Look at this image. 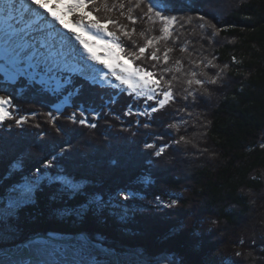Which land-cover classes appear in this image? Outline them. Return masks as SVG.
I'll use <instances>...</instances> for the list:
<instances>
[{
	"label": "trees",
	"instance_id": "1",
	"mask_svg": "<svg viewBox=\"0 0 264 264\" xmlns=\"http://www.w3.org/2000/svg\"><path fill=\"white\" fill-rule=\"evenodd\" d=\"M172 6L177 12L184 10L194 16L203 12L207 19L223 26L219 34L221 43L217 47L209 45L207 39L200 40L199 30L192 35L185 34L178 42L191 41L190 48L194 45L196 51L209 58L213 53L218 65H230L231 70L227 72L222 86H209L212 91L210 99L213 101L211 108L208 110L204 97H200L197 104H188V110L193 112L192 117L180 115L190 122L186 126L187 132L184 134L182 127L180 134L188 135L197 144L193 149L196 154L192 152V157L205 155L201 150L207 141L223 156L217 161H208L209 166L203 161L187 173L176 171L174 175L177 166H180L178 162L171 164L163 161L169 155L167 151H177V154H173L177 159L185 158L184 154H188V151L179 147L172 149L170 146L164 155L157 158L144 150L143 145L139 146L141 140L138 138L132 142L123 137L118 142L116 136L120 134H112L117 143L101 148L96 140L98 137L87 135L85 130L72 131L66 127L64 131L71 134L70 143L77 139L70 149L74 144L84 147V142L90 145V149L79 152L69 150L58 158L54 169L40 168V171L47 172L49 176L72 179L81 184L84 194L74 198L61 197L58 193L61 187L59 182L45 178L42 190L35 193L34 203L21 208L18 218L12 221L20 232V241L46 233L87 232L93 235L91 229L97 228L99 232L109 231L110 236L113 233L116 236L126 234L127 238L136 240L135 237L139 236L137 243L147 248L149 254H157L168 249L167 245L172 246L176 253L184 255L188 264H207L211 259L222 264L225 260H231L234 264H244V261L264 264V222L258 225L251 221L258 201L264 199V149L259 147L260 143H264V0H172ZM198 23L194 21V24ZM143 27L141 21L136 26L137 31ZM207 33L210 35L211 29ZM141 41L137 38L138 44H142ZM123 42L129 45L127 40ZM174 56L179 57L181 53L176 51ZM233 56L240 61L239 64L231 63ZM209 71L214 72L215 69ZM1 79L0 76V94L7 93L14 97L13 101L18 107L26 111H41L39 113L52 110L51 105L55 104L53 97L46 95L37 99L24 88L21 91L24 92L18 94L16 89L11 88L13 86L1 83ZM119 99L126 101L127 106L133 102L132 97L125 95L119 96ZM167 112L164 111L163 118L147 119L150 124L147 129L137 125L136 121L127 125L137 126V130H147L152 136L148 143L171 145L172 138L166 139L168 134L162 130L182 117L178 119ZM115 117L112 119L118 122ZM46 120V116L37 115L35 120H30L28 127H16L12 121L5 123L4 128L13 126L16 130L12 128L10 132L5 131L3 126L0 129L2 137L6 138L5 141L0 140V197L5 198L4 204L10 193L3 191V184L15 183L17 171H35L40 161L46 162L60 152L67 135L59 136L63 141H53L56 132ZM35 123H40L41 127H33ZM203 124L207 125L206 129L201 127ZM27 130L34 133L25 136L23 132ZM39 130L42 132L37 133ZM101 131L103 128L97 127L90 132L101 137ZM170 131L174 130H169L171 134ZM204 131L207 132L206 136H193ZM37 136H42V140H38ZM157 136L163 139L157 140ZM30 150L38 153L34 154ZM22 182L20 180L18 183ZM122 191L130 194L128 201L120 198L119 193ZM250 193H254L255 197H249ZM157 196L163 203H157ZM94 197L102 199L104 206L97 209L93 205L95 210L86 212L83 217L72 213V209H78L81 205L87 208ZM173 198L179 199L177 206H163ZM161 218L171 220L160 228L154 225V220ZM212 221L225 227L237 226L236 232L240 230L239 234L229 238L221 230H212L213 234L196 238L199 236L198 229ZM170 223L175 224L169 226ZM112 224L114 230L110 229ZM212 235L221 238L214 239ZM142 238H146L147 242ZM136 240L131 241L134 243ZM221 247H225L227 255L217 252ZM234 247L235 250H245L246 258L243 251H239L243 253L242 257L232 254ZM193 249L198 252H191Z\"/></svg>",
	"mask_w": 264,
	"mask_h": 264
},
{
	"label": "snow or ice",
	"instance_id": "2",
	"mask_svg": "<svg viewBox=\"0 0 264 264\" xmlns=\"http://www.w3.org/2000/svg\"><path fill=\"white\" fill-rule=\"evenodd\" d=\"M66 18H74L73 27L65 23ZM141 21L144 27L137 31L136 26ZM194 21L200 23L194 24ZM208 29H211L210 35ZM197 30L201 33L200 40L207 39L209 45L223 31L203 14L194 16L184 10L177 12L172 0H0V75L6 81L18 82L23 79L53 96L66 94L67 98L79 94L80 89L74 83L77 78L93 85H106L126 93L135 101H143L144 107L136 111L129 104L123 113L125 116L151 119L155 113L182 100L184 106L177 107L175 111L192 117L193 112L188 110L189 102L195 105L200 97H210L212 91L209 86H222L227 72L231 70L227 63L222 66L216 64L217 57L203 55L195 50L194 45L190 48L191 41L185 40L178 44L182 36L195 34ZM85 35L93 42H103V59L92 50L94 43L90 45ZM137 38L143 43L138 44ZM124 40L129 42V46H125ZM176 51L181 56H174ZM125 60L127 63L123 62ZM231 63L239 64L240 61L233 56ZM210 69L215 71L210 72ZM177 85H181L180 90H177ZM13 100L14 97L7 93L0 94V125L10 120L16 127L22 128L29 124L30 119L35 120L37 115H44L47 117L46 122L58 134L62 131L56 124L63 115L60 107L55 109V113L34 112L30 117L28 114H18L19 107ZM66 119L71 124L96 129L98 125L94 121L100 119V113L78 107ZM115 119L119 120L120 117L116 116ZM135 123L139 125L140 121ZM189 123V120L181 118L169 123L168 128L179 134L182 127L187 132ZM32 126L41 127L40 123ZM143 127L147 129L150 124L144 123ZM201 127L206 129L207 125ZM195 135L206 136L207 132ZM156 139L162 140L163 137L157 136ZM171 144L197 147L194 139L184 134L174 137ZM170 146L154 142L144 144V148L153 150L151 155L157 158L164 155ZM259 147L264 149V143H260ZM69 150L70 146H61L60 152L47 159L42 167L54 169L58 158ZM201 151L207 152L208 149ZM45 178L59 182L61 187L58 193L61 197L74 198L84 194L81 184L72 179L49 176L47 172L42 173L40 168H36L31 175L23 177L22 183L14 184L8 190L10 194L6 197V205L3 203L5 198L0 197V229L6 226L11 232L15 231L12 221L18 218L21 208L34 203L35 193L42 190ZM119 196L124 201L130 199V194L123 191ZM156 201L158 204L163 203L159 196ZM178 203L179 199L173 198L163 206L171 208ZM93 205L98 209L104 206V201L94 197L87 208L81 205L78 209H72V213L83 217L86 212L95 210ZM56 239L49 234L46 240L27 241L24 247L33 258L21 264H119L115 259V250L104 246L103 236L93 238L82 233L74 238L76 242L72 244H58ZM240 243L243 244V240ZM98 255H103L105 259H97ZM134 255V264H184L183 258L175 253L160 258L146 255L143 251ZM235 255L241 257L243 253L237 251ZM223 264L234 262L225 260Z\"/></svg>",
	"mask_w": 264,
	"mask_h": 264
},
{
	"label": "rangeland",
	"instance_id": "3",
	"mask_svg": "<svg viewBox=\"0 0 264 264\" xmlns=\"http://www.w3.org/2000/svg\"><path fill=\"white\" fill-rule=\"evenodd\" d=\"M234 1V0H233ZM238 0H236V2H237ZM49 6H51V5H49ZM210 10L212 11L213 9H211L210 8ZM198 14H204L203 12H198ZM68 25H69V27H73L74 25L73 24H71V22H68L67 23ZM216 25H217V28H222L223 29V26H218V24L220 25V23H215ZM219 34H221V33H219ZM85 39H88L89 40V43H90V45H92L93 43H94V45L96 44V43H98V44H100V45H103V42L102 41H95V42H93L92 41V39L90 38V37H88L87 35H85ZM128 42V41H127ZM142 42V41H141ZM221 43V40H220V36L218 35V36H216L215 37V39H214V42L212 43V46L213 47H217L219 44ZM127 46H129V45H126V47ZM93 50V49H92ZM94 51V50H93ZM100 55L102 56V58H104L105 57V48L103 49V51L100 53ZM212 56H213V53H212ZM124 63H127V61L125 60V61H123ZM137 63H140V62H137ZM142 66H147V65H142ZM178 86H180V85H177V87ZM180 88L181 87H178L177 88V90H180ZM96 90H99V97L100 96H102L103 98H100V100H101V102H102V105H103V109H102V114L103 115H111V114H114V113H116L117 114V116H119L120 117V119L118 120V122H115V120H113V119H111V118H106V117H104V118H101V119H99L100 121H98V123H97V125L99 126H102V127H107L104 131H103V134L106 132L107 134H117L116 133V131L117 132H120V133H122V134H124V135H119V137L120 138H123V137H125V139H128V141H130L131 139H132V142L134 141V142H136V138H138L137 136H140V132H138V130H137V126H128V125H126V124H128L129 122H134V121H137V120H139L140 121V127H142L143 126V124L144 123H147V117L145 118V117H137V116H125V115H123V113L127 110V108H128V106L122 101V100H120L119 99V96H121V95H118V96H116V98H113L112 96H111V94L110 93H107V90H106V88L104 87V86H100L99 88H97ZM106 95H108V97H109V99H106V97H104V96H106ZM201 99V98H200ZM204 99H205V101L207 102V105H206V107L208 108V110L211 108V105H212V103H213V101L210 99V97L208 98H206V97H204ZM115 101V103H110V101ZM80 101H82V102H84L86 105H88V106H93V103H91V102H89V101H85V100H83L82 98H80ZM200 101V100H199ZM182 100L181 101H179V103L178 104H176V105H172V106H170V107H168V108H166V109H164V110H162L161 112H158V113H155L154 115H153V117H155V119H157V118H163V114H164V111L165 110H167L168 112H167V114L168 115H172V116H175L176 118H178L179 119V117H182L183 119H185L184 118V116L186 115V114H184V116H180L181 114H179V113H177L176 111H175V109L177 108V107H182L184 104H185V102L183 101L182 103ZM137 103H138V105L141 107V106H143V101H137ZM211 104V105H210ZM55 109L56 108H54L53 109V112L55 113ZM52 111V110H51ZM134 111V110H133ZM38 112H41V111H38ZM43 112V111H42ZM46 112H48V110H46L44 113H46ZM63 113V115L61 116V118L59 119V120H57L56 121V124H57V126L59 127L60 126V128H61V126L63 125L65 128L66 127H68L70 130H72V131H77L76 129H81V130H83V129H85V127L84 128H82V126H75L74 124H71L70 122H67V120H66V114H70L71 112H69V111H67V109H65V112H62ZM211 115V114H210ZM209 115V116H210ZM102 116V115H101ZM116 115L114 114L113 116H112V118L113 117H115ZM111 117V116H110ZM47 118V117H46ZM181 119V118H180ZM179 119V120H180ZM112 120H113V122H112ZM33 121V120H32ZM121 121H123V122H121ZM201 121H203V119L201 120ZM109 127H111V128H109ZM169 130H172V129H170V128H166L165 130H162V132L163 131H165V134H168V136H165V138L166 139H169L170 137L173 139L174 137H176V136H178L179 134H177V133H175L174 131H170L171 132V134L169 133ZM38 132H42V130H39V131H37V133ZM144 132H145V135L147 134L146 132H147V130H144ZM157 132V131H156ZM159 132V131H158ZM4 133V132H3ZM24 134H25V136H28L30 133H29V131H25V132H23ZM132 133H135V135H133ZM186 132H184V134H185ZM6 135V134H5ZM87 135H91V136H93V137H98V139H96L97 140V142H98V146H100L101 148H108V146H110V145H113V144H115V143H117V141L114 139V137H112V136H104L103 135V137H100L98 134H92L90 131L88 132V134ZM40 137H42V136H40ZM39 136H37V138H38V140H42V138H40ZM79 137V136H78ZM77 137V138H78ZM117 137V136H116ZM75 140H77L76 138L73 140V142L72 143H70L69 145H67V146H71L74 142H75ZM80 140H82L81 138H80ZM119 142V141H118ZM121 142V141H120ZM205 143V144H204ZM203 144L205 145V148H207L208 149V151L207 152H205V155H201V156H196V157H192V152L194 153V154H196L195 152H194V147L192 146L191 147V145L189 146V145H183V147H181L182 145H179V146H176L175 144H171V148L172 149H176V148H178L179 147V149H181V150H183V151H188V154H184V155H186L185 156V158L183 157L182 159H177V158H174V156H173V154L175 155V154H177L178 152L177 151H175V150H171L170 148V151H167L168 153H169V155H166L165 157H164V162H169V163H175V162H178L179 163V166L180 167H178L177 166V168H176V170L174 171V175H175V172L176 171H186L185 173H187L190 169H193V168H195L196 166V164H200L201 162H203V161H205V163H207L208 161H210V160H212V159H214V160H218L221 156H223V153L222 154H220L219 153V151L215 148V147H211L210 145H209V143H208V141L207 142H204ZM172 145H174L173 147H172ZM90 145H88L87 144V142H84V147L81 145V146H79V144H74V146L72 147V149H70V150H75V151H88L89 149H90V147H89ZM139 146H142V144L140 143L139 144ZM189 146V147H188ZM144 147V146H143ZM30 148H31V146H30ZM85 148V149H84ZM144 150H146V151H148V152H150V154H151V152L153 151V150H148V149H145V148H143ZM187 149V150H186ZM99 150L101 151L102 149H100L99 148ZM192 150V151H191ZM31 152H33L34 154H36V153H38L36 150H30ZM96 154V153H95ZM151 156V155H150ZM194 159H196V162H195V160ZM207 166H209V163H207ZM179 169V170H178ZM21 173V171H19L18 172V174L19 175H17L16 176V180L17 181H20V180H22L23 179V177L25 176V175H29V174H26V173H22V174H20ZM16 180H14L15 182H17ZM190 184H191V182H189ZM2 184V183H1ZM14 184H11L10 186H8V185H5V184H3L2 185V187H3V191H6L7 193H9V189L13 186ZM249 197H255V194L254 193H250L249 194ZM4 203V202H3ZM7 204V202L5 203V205ZM171 219L170 218H168V220H166V218H161V219H155L154 220V225H157V227H160L161 228V226H166L169 222L168 221H170ZM252 222L253 221H255L256 222V224H258V225H263V222H264V199H262V201L261 202H259L258 201V203H257V205H256V209H255V212H254V214H253V216H252V220H251ZM174 222V221H173ZM251 223V222H250ZM175 223H170L169 224V226H172V225H174ZM205 224V223H204ZM224 225H226L227 226V224H224ZM253 226V225H252ZM251 226V227H252ZM111 228H113V230H114V225L112 224V226H110V229ZM165 228V227H164ZM224 228V229H223ZM250 228V227H249ZM236 229H237V226H235V227H229V225L227 226V227H225V226H223V225H221V224H215V223H213V221H212V223L211 224H209V225H207V226H201L199 229H198V233H199V236L198 237H196V238H199V237H201V238H203V235H205V234H213V232H212V230H216L215 232H218V230L220 231L221 230V232L222 233H224V236H225V234H227V235H229V238L231 237V238H234L235 237V235H237V234H239V231L240 230H238L237 232H236ZM92 231H93V238H95L96 236H103V238L105 237L106 239H104L103 240V243H104V245L106 244V245H108V247L110 248V247H112V248H115V250L117 251V252H119L120 253V256H121V260H122V262L123 263H125V264H134V261L136 260V256L134 255L135 253H137V252H140V251H143L146 255H148L150 252L147 250V248H144V247H141V245H139L137 242L139 241V236L137 237H135V238H137V240L136 239H129V238H127L125 235L126 234H119V235H114V233H113V235L112 236H110L109 234H110V232L109 231H102V232H99L98 230H97V228H92L91 229ZM224 230V231H223ZM108 232V234H105V233H107ZM214 232V233H215ZM235 233V234H234ZM104 235H109V236H104ZM220 235V234H219ZM116 236V237H115ZM92 237V236H91ZM134 237V236H133ZM20 232L19 231H17L16 229H15V231L14 232H11L8 228H6V227H4V228H2V229H0V249H2L3 248V246L2 245H4V246H6V244H17L19 241H20ZM211 238H214L213 237V235H212V237ZM218 238H221V237H219L218 235H217V237H215L214 239H218ZM131 240H136V241H134V243L131 241ZM142 240H144V241H146L147 242V239L146 238H142ZM211 239H209V241H210ZM126 241H131V242H126ZM76 242V241H75ZM75 242H72V243H75ZM71 243V244H72ZM139 243H141V242H139ZM58 244H61V243H58ZM12 246H14V245H12ZM36 245H34V247H35ZM117 246V247H116ZM2 247V248H1ZM22 247V246H21ZM166 247H168V249L167 248H165L164 250H161L160 252H157V254H150V255H152V256H154V257H157V258H160V257H163L164 255H166V254H168V253H175L178 257H181V256H183L184 257V255H182V254H178V253H176L175 252V250L173 249V247L172 246H169V245H167ZM17 248V247H16ZM234 249V251L233 252H231L232 254H235V252L236 251H243L244 252V255H245V257L244 258H246V254H245V250H235V247L233 248ZM17 252L19 253H21L22 252V249L21 248H19V249H17ZM149 252V253H148ZM191 252H198V250L197 249H193V251H191ZM217 252H222V254H224V255H227V250L225 249V247L222 249V247L219 249V250H217ZM252 256V255H251ZM242 257V256H241ZM97 259H100V260H103V259H105V257L104 256H102V255H98L97 256ZM248 259H249V256H248ZM29 260V259H28ZM27 259H25V258H1L0 259V261H3V264H21V262H23V261H28ZM29 261H31V260H29ZM183 262H184V264H188V260L187 259H185V257H184V259H183ZM207 264H222V262L220 261V262H215L213 259H211V260H209V261H207ZM243 264V263H242ZM244 264H249L248 262H246V261H244ZM260 264H263V263H260Z\"/></svg>",
	"mask_w": 264,
	"mask_h": 264
},
{
	"label": "water",
	"instance_id": "4",
	"mask_svg": "<svg viewBox=\"0 0 264 264\" xmlns=\"http://www.w3.org/2000/svg\"><path fill=\"white\" fill-rule=\"evenodd\" d=\"M78 235H76V236H73V237H68V238H63V239H60V238H57L56 239V243H61V244H67V243H70V242H72V241H75V237H77ZM41 238H43V239H48L49 238V236H35V237H33V238H31V239H35V240H40ZM30 239V240H31ZM25 244V243H24ZM24 244L22 245V252L20 253H18L17 252V250H13V251H11V252H3V253H0V258L1 257H8V258H25V259H29V260H32V256L31 255H29L28 254V252H27V249L24 247ZM106 247V246H105ZM106 248H109V247H106ZM111 249V248H110ZM115 252H116V257H115V259L117 260V261H119V264H124L123 262H122V260H121V256H120V253L119 252H117L116 250H115ZM103 256V255H102ZM28 260V261H29Z\"/></svg>",
	"mask_w": 264,
	"mask_h": 264
},
{
	"label": "bare ground",
	"instance_id": "5",
	"mask_svg": "<svg viewBox=\"0 0 264 264\" xmlns=\"http://www.w3.org/2000/svg\"><path fill=\"white\" fill-rule=\"evenodd\" d=\"M192 151V150H191ZM116 237V236H115ZM72 242H70V243H67V244H71ZM1 259V258H0ZM14 259V258H13Z\"/></svg>",
	"mask_w": 264,
	"mask_h": 264
},
{
	"label": "flooded vegetation",
	"instance_id": "6",
	"mask_svg": "<svg viewBox=\"0 0 264 264\" xmlns=\"http://www.w3.org/2000/svg\"><path fill=\"white\" fill-rule=\"evenodd\" d=\"M122 259V258H121ZM125 264V263H124Z\"/></svg>",
	"mask_w": 264,
	"mask_h": 264
}]
</instances>
